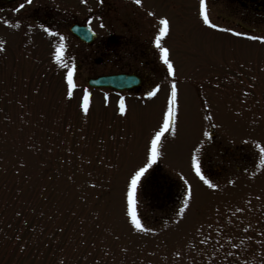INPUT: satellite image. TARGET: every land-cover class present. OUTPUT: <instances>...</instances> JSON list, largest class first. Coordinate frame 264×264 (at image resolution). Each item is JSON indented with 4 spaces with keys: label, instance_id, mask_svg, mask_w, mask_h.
Returning <instances> with one entry per match:
<instances>
[{
    "label": "rangeland",
    "instance_id": "1",
    "mask_svg": "<svg viewBox=\"0 0 264 264\" xmlns=\"http://www.w3.org/2000/svg\"><path fill=\"white\" fill-rule=\"evenodd\" d=\"M140 4L157 22L169 21L160 43L181 78L172 129L135 193L148 231L133 228L126 215L127 181L146 163L172 87L143 98L86 85L126 66L143 68L131 56L95 62L97 44L134 29L104 24L92 29L97 39L87 46L68 28L46 32L24 9L0 10V264H264V42L248 39L264 37V25L226 0H205L217 28L203 23L199 0ZM85 89L87 114L79 109ZM121 97L126 116L118 112ZM193 154L215 188L195 175ZM155 172L178 181L184 198L190 190L187 207L183 198L176 211L148 213L141 186Z\"/></svg>",
    "mask_w": 264,
    "mask_h": 264
},
{
    "label": "flooded vegetation",
    "instance_id": "2",
    "mask_svg": "<svg viewBox=\"0 0 264 264\" xmlns=\"http://www.w3.org/2000/svg\"><path fill=\"white\" fill-rule=\"evenodd\" d=\"M226 2L237 5L238 9L245 13V19L246 17L254 19L264 25V0H226ZM21 4L25 6L20 8ZM177 6L176 1L172 3L171 11H175ZM23 9L30 12L29 19L40 28L69 29L72 26H79L92 30L104 24L109 28H133L134 33L129 37L109 35L108 41L96 45L101 55L95 62L100 65H106V60L103 62V59L109 57L115 60L123 56L143 59L144 66L140 70L127 71L129 68L126 66V72L109 74L127 75L136 79V86L128 91H112L116 94L134 96L141 94L143 98H150L147 96L149 90L157 88L156 93H159L161 87H172L181 79L176 73L171 76L168 74L166 66L160 59L159 49L155 47V34L152 32V26L157 22L155 15H148L151 11L142 9L141 4L137 5L134 0H83V2L82 0H31L30 4H26L25 0H0V10L21 12ZM145 28L144 33L142 31ZM96 39L95 34L91 43L86 45L94 44Z\"/></svg>",
    "mask_w": 264,
    "mask_h": 264
},
{
    "label": "snow or ice",
    "instance_id": "3",
    "mask_svg": "<svg viewBox=\"0 0 264 264\" xmlns=\"http://www.w3.org/2000/svg\"><path fill=\"white\" fill-rule=\"evenodd\" d=\"M83 2V0H82ZM26 4H30L31 0H25ZM134 3L139 5L141 3V0H134ZM25 4H21L20 8H23ZM148 15H153V13L149 12ZM199 15L201 19L203 20V23L207 25L209 28H217L218 26L214 24L210 19L206 12V6H205V0H199ZM159 29L155 36L154 44L157 49H159L160 53V59L163 62V64L167 68L168 74L171 76L174 74V67L172 62L168 58L169 49L162 47L160 41L161 39L166 36L169 33V21L166 18H160L158 21ZM103 27V25H101ZM46 32L48 31L47 28L44 29ZM220 31H231L230 29H219ZM53 34L54 33H50ZM233 35H242V33L233 32ZM61 39V45L59 48H57L56 51V62L59 64L61 63V53L63 49V37ZM248 39L252 40H260L261 42H264V37H257V36H250ZM3 48L0 47V51H2ZM63 66V65H61ZM73 68H69L67 70V74L65 76V80L67 83V98L71 99L73 96V90L75 89L76 85L73 81ZM157 88H153L147 92L148 97H152L156 94ZM89 103H90V94L85 89L83 91V95L80 98L79 101V109L87 114L89 112ZM176 103H177V91L175 84L172 85L171 94L168 98V105L167 108L162 113V122L159 125L158 130L154 132V134L151 136L150 140L146 144L145 148V154H146V163H143L142 166L138 167L134 172L130 174V178L127 181V193H126V201H127V212L126 215L130 218V222L138 231H148V229L143 228V226L140 223V220L137 217L136 213V200H135V193L137 189V185L141 180V177L144 176L145 172L155 163L156 157L158 155V146L161 141V137L164 136L169 130L172 129L173 123L176 118ZM118 112L120 116H126V107L124 103V99L121 97L118 102ZM207 118V117H206ZM205 136L208 135L207 132L204 133ZM259 148L260 146L257 145ZM261 163H264V148H261ZM191 167L192 170L195 172V175L199 177L201 181L207 187L209 188H215L216 185L210 182V180L206 179L205 176L201 172V164L198 160L197 156L195 154L192 155L191 158ZM186 183V182H185ZM231 183V181H230ZM190 190L186 193L184 198V207H187L188 199L190 198ZM181 212L184 211V208H181Z\"/></svg>",
    "mask_w": 264,
    "mask_h": 264
},
{
    "label": "trees",
    "instance_id": "4",
    "mask_svg": "<svg viewBox=\"0 0 264 264\" xmlns=\"http://www.w3.org/2000/svg\"><path fill=\"white\" fill-rule=\"evenodd\" d=\"M153 192H155L152 195L153 200H149ZM141 197L143 205L152 207L148 213L152 211L165 212L168 207H173L176 211L183 201L184 188L171 176L155 172L150 177L148 176L141 186Z\"/></svg>",
    "mask_w": 264,
    "mask_h": 264
},
{
    "label": "water",
    "instance_id": "5",
    "mask_svg": "<svg viewBox=\"0 0 264 264\" xmlns=\"http://www.w3.org/2000/svg\"><path fill=\"white\" fill-rule=\"evenodd\" d=\"M70 33L78 38L81 42L89 44L95 37V34L88 27L73 26L69 29ZM90 87H104L114 90H130L137 85L136 79L127 75H107L90 78L87 80Z\"/></svg>",
    "mask_w": 264,
    "mask_h": 264
}]
</instances>
